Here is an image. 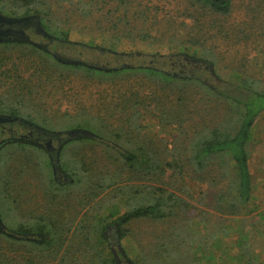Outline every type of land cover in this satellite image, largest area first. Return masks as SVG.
Returning a JSON list of instances; mask_svg holds the SVG:
<instances>
[{
	"label": "rangeland",
	"instance_id": "rangeland-1",
	"mask_svg": "<svg viewBox=\"0 0 264 264\" xmlns=\"http://www.w3.org/2000/svg\"><path fill=\"white\" fill-rule=\"evenodd\" d=\"M230 2V10L226 15H214L193 6L189 0L40 1L39 5H44L45 11L49 12L43 14L44 22L67 31L65 39H61L41 26L38 14H14L13 11L23 9L25 3L22 0H2L0 18L11 21L28 18L32 21L9 24L15 25L16 28L28 23V27L24 30L14 29L11 37L0 42L14 43L26 40L57 55V59L51 56L66 65L71 62H81L98 68L149 65L179 77H196L206 82L207 86L229 94L238 95L243 92V89L237 88L240 78L264 91V0ZM33 18L39 20L41 29ZM114 36L119 41L116 48H112L114 52L104 49L103 46L107 47L109 40L115 39ZM180 43H185L191 51L196 50L197 46L211 51L215 67L211 68L202 61L178 55L177 45ZM5 50L0 51L2 74L10 68L13 57L21 53L25 56L24 52H27V49L17 46H10ZM32 57L34 64L28 65L30 69L26 71L22 70L18 80L21 84L13 85L16 92L25 93L27 85L41 86L39 81L29 79L33 73L32 66L40 64L36 55ZM20 65L22 68V63ZM25 67L26 65L23 66ZM62 74L66 76L65 79L60 75L59 81L50 79L51 82H44L41 86L46 92L45 100L51 106V112L62 116L64 112L73 114L78 112L79 108L89 109L100 105L103 112L108 110L106 115L110 126L103 129L100 135L84 127H63L65 117L60 118L62 127L59 125L52 129L18 117L20 121L37 128L35 137H46L43 136L46 134L54 139L49 138L47 142H41L42 144L32 140L9 142L10 145L6 143L0 150L2 158L13 151L18 154L16 159L20 155L23 164H26L23 156L28 151L34 156L37 153L35 150H43L46 156H43L38 165L42 162L45 169L49 162L50 168L46 170L51 173V179L66 186L65 190L69 193L75 189L72 182L66 183L70 178L59 163L60 158L82 157L99 169L109 168L111 175L116 174L123 179L118 182L117 177L118 185L112 187L114 190H104L98 198L88 203L83 197L76 199L73 192L74 197L57 198L49 206L45 203L50 198H45V188L41 182L47 177L46 170L40 173L35 171L31 159L33 170L31 166H27L30 169L23 175V183L18 181L20 185L8 186L10 179L16 181L17 176L10 165L11 162L4 158L3 165H0V229L20 237L16 239L13 247L9 240L4 239L2 242L0 259L5 261L4 263L26 264L30 257H35L29 264H101L104 258L105 264H110L109 258L114 259V264H264V112L255 119L247 143L253 190L248 203L238 209L235 207L233 196L236 191V175L230 160L213 158L209 165L202 169L197 168L195 164L183 163L180 173L174 174L167 169L165 175V181H170L168 187H174L180 198L172 215L163 220H136L125 225L130 231L119 238L117 225L112 220L126 210L132 198L137 200L143 196L134 197L131 192H121V185L128 182V175L121 172L119 176L118 152L134 149L137 144L135 139L128 137L127 134L131 133L125 129L122 138L117 139L113 133L116 127L122 128L118 124L116 106L130 97L123 86L133 77L119 74L101 83L95 78L90 80L82 72ZM25 80L27 81L24 82ZM3 82L0 83V95L11 89L4 86H10L9 80L3 79ZM24 96L27 98L26 94ZM205 98L203 102L206 105H201L202 112L198 113L194 109V113L191 109L186 111L187 119L180 125H164L159 123V118L151 114L145 115L142 119V134L146 135L147 139L159 142L161 151L178 153L181 163L186 161V152L178 150L181 148V142L185 143L186 138L192 137L197 128H210L216 122L227 118L231 123L234 117V113L229 114L231 110L225 100L211 98L207 101V97ZM37 102L39 100L35 98L34 103ZM19 120L6 123H13L12 127L17 134H22L25 127L16 122ZM7 136V132L0 133V139ZM78 137L91 140L76 141L74 138ZM98 137L102 139L101 142L94 139ZM5 140L7 138L3 141ZM52 146H56V149L51 150ZM174 148L178 149L173 150ZM133 151L140 153L139 150ZM26 180L31 185H25ZM131 182L141 184L135 179ZM12 187L17 191L20 189V192L14 189L12 191ZM6 190H10L11 194H6ZM223 192L226 196L220 201L217 195ZM45 205L47 212L58 211L54 217L67 221L70 227L64 246L54 258L34 256L36 252L29 241L39 239L37 234L26 235L8 227L33 222L32 217L43 211ZM95 222L105 225V231H102L105 237L100 235L102 225L96 226L98 231H91ZM85 235H88V240L79 242L78 238ZM162 244L166 245L167 250L163 251ZM69 246L71 251H75L73 257L77 262H70V257L67 256L66 261L61 263V255ZM94 254L99 256L95 258ZM160 254L164 257V262L159 260ZM100 256L102 258L98 261ZM252 257L254 259L250 262Z\"/></svg>",
	"mask_w": 264,
	"mask_h": 264
},
{
	"label": "trees",
	"instance_id": "trees-1",
	"mask_svg": "<svg viewBox=\"0 0 264 264\" xmlns=\"http://www.w3.org/2000/svg\"><path fill=\"white\" fill-rule=\"evenodd\" d=\"M1 1L2 0H0V2ZM40 1L43 0H22V2L25 3L23 7L24 10L19 8L18 11H13V13H20L21 15H28L31 13L38 14L41 19V26L47 32L52 33L56 38L65 39L67 31L62 30V28L57 25H47L44 22L45 19L43 18V14H49V12L47 10L45 11L44 5H39ZM189 1L193 6H197L202 11L214 15H226L231 6L230 0ZM0 8H2L1 5ZM116 39L117 37H115L114 40H109L108 46H103L104 49L114 52L112 48H116L119 44V41ZM10 46H17L20 49L25 48L27 52H24L26 53L25 56L21 53L19 56L13 57L10 68H7L6 72H3V74L0 73V83H4L3 79L9 80L8 84H10V86L5 84L4 86L11 88L6 94L0 95V116L25 118L46 129H52L62 124L60 120L61 117H65V126L63 127H84L98 132L100 135L103 129L109 127L110 124L106 115L108 110L103 112V107L100 105H94L89 109L79 108L78 112L73 114L64 112L62 116L52 113V109H50L51 106L45 100L46 92L41 88L44 82H51L50 79L54 80V78L59 81L60 75H62L61 78L65 79L66 76H63L62 73L67 72L71 74L82 72V74L84 73L90 80L95 78L100 80V82L113 79L119 74L133 77L130 79V82L125 83L123 86L127 89L130 97L116 106L118 108V124L122 128L116 127L113 133L117 139L122 138L124 133L123 129H125L127 132L131 133L127 134L128 137L130 139H135L137 144L134 149L118 152L119 157L117 158V162L120 164L119 176L121 172L128 175V182L121 185L123 187L121 192H131L135 195L134 197L138 195L143 196L137 200L132 198V201L127 204L126 210L118 214L112 220V222L117 225L119 238L127 235L130 231L127 227L125 228V225L136 220L150 218L163 220L172 215L180 198L176 194V189L174 187H168L170 181H165V175L167 169L171 170L174 174L180 173L183 163L195 164L197 168L202 169L203 167H207L213 158L230 160L233 163L234 173L236 175L234 180L236 191L233 196L234 203L236 204L235 207L238 209L239 206L245 205L251 199L253 190L247 143L249 142L255 119L259 114L264 112V91L253 87L252 83L248 80L244 78L239 79L237 88L238 90L243 89V92L234 95L214 89L209 85L207 86L206 82L196 77H179L172 72L163 71L149 65L142 67L126 65L112 68H98L81 62H71L70 65L62 64L55 60V58L57 59V55L45 51L44 48H38L32 43H28L26 40L14 43L0 42V51H6L5 49ZM177 48L179 52L178 55H184L202 61L211 68L215 67L213 53L206 50V48H199L197 46L195 48L196 50L191 51L186 47L185 43L178 44ZM33 55H36L37 59L40 60V64L37 63L35 67L32 66L33 73L29 79L39 81L41 86L39 84L27 85L28 89L26 88L25 93L16 92V88L13 87V85L21 84L18 80L21 78L22 70L26 71L30 69L28 65L34 64ZM22 57H24V59H22ZM122 58L123 55L121 54L120 59ZM2 59H4V57H2ZM20 63H22V68L21 65L19 66ZM24 65H26L25 68H23ZM214 74H216L215 71ZM1 75H3V77H1ZM26 81L27 80L24 82ZM126 85H128V87H126ZM24 94L27 95V98ZM205 97H207V101H210L211 98H221L225 100L231 110L229 114L234 113V117L231 123H229V118H227L223 121L220 120L216 122V124L210 128H197L192 137L186 138L185 143H180L181 148H174L173 150L178 149L186 152V161L181 163V156H179L178 153L174 154L172 151H168L167 153L161 151L162 149L159 142L147 139L146 135L142 134V119L145 115L148 116L151 114L159 118V123L164 125H180L187 119V116H185L187 113L186 111L191 109L192 113H194V110L198 113L202 112L201 110H203V108L201 105L205 104L203 102L206 99ZM35 98L39 100L36 104L34 103ZM108 116L110 117V115ZM60 127H62V125H60ZM74 139L76 141L91 140V138L83 137ZM94 139H96V142H101L102 140L100 137ZM133 150H139L140 153ZM150 150H153V152H150ZM35 151L37 153L34 156H31L33 153H30V151L23 156V160L26 161V164H23L20 155L18 159H16L18 155L17 152L12 151L9 155L5 154L3 156L8 162H11L10 165L12 169L16 171L17 176L16 181L10 179L11 182L8 186L10 184L20 185L18 181L22 182L23 175L29 171L30 167L27 166H31V159L32 166H35V171L38 173L41 171L44 172L48 167L50 168L49 162L45 165V169L42 162L40 163L41 165H38V162L43 160L42 158L45 154L43 150ZM4 158H2L0 153V165H3L5 161ZM59 163L70 178L66 183H73L72 186L75 190L70 193L66 191L65 189L67 187L52 180L50 176L51 173L46 170L45 174L47 177L41 182L43 188H45V198H50L48 202L45 203L49 206H51L57 198L65 199L69 196L71 198L74 197L73 192L76 199L83 197L88 203L90 200L93 201V199L98 198L104 190H114L112 187L118 185L117 183L123 179L116 174L111 175L109 168L108 170L99 169L95 164H89V162L82 157H72L71 159L60 158ZM32 166L31 168L33 170ZM7 172L9 171L7 170ZM134 179L141 182V184L132 183L131 181ZM24 184L31 185L27 180ZM13 189L16 190V188L12 187L11 190L13 191ZM19 190L20 189H18V191L16 190V192H20ZM9 192L10 190H6L5 193L9 194ZM19 195L20 193H18V197ZM225 196L223 192L219 193L217 198L221 201ZM46 205L43 211L37 212L32 217L34 219L33 222L15 224V227L7 225L11 230L16 232L26 235H29V233L37 234L40 237L39 239L29 241L36 252L34 256H53L54 258L64 246L70 227L67 221L54 217V214H58V211H53L52 213V210H49L47 212ZM8 208L12 210L11 206ZM51 213L53 216L50 215ZM93 225L91 231H98L96 226L100 225V222H95ZM101 225L100 235L101 237H105V234L102 233L103 230L105 231V225H103V223H101ZM88 233L89 232H87V234ZM83 234L84 232H82L81 235ZM87 236L88 235L80 236L78 241L85 242L88 240ZM19 238L20 237L7 234L4 230L0 229V246L5 239L11 241L9 244L13 247L17 242L16 239ZM65 245L67 246L68 244ZM91 249L93 251L92 247ZM162 249L163 251L166 249L165 244H162ZM74 252L75 251L70 250V246L69 248H65L64 253L61 255V263L66 261L65 259L67 256L70 257V262H77V259L73 257L75 254ZM94 256L97 258L99 255L94 254ZM34 258L35 257H30L26 261V264L31 263ZM101 258L100 256L98 261H100ZM163 258L164 257L160 254L159 260L161 262H164ZM105 259L106 258L101 260V264H105ZM253 259V257L250 258V262H252ZM109 260L110 264H114L113 258H109ZM4 262L5 261L0 259V264H6Z\"/></svg>",
	"mask_w": 264,
	"mask_h": 264
},
{
	"label": "flooded vegetation",
	"instance_id": "flooded-vegetation-1",
	"mask_svg": "<svg viewBox=\"0 0 264 264\" xmlns=\"http://www.w3.org/2000/svg\"><path fill=\"white\" fill-rule=\"evenodd\" d=\"M28 24V23H27ZM25 24V25H20V26H17L16 28L15 25H0V39L1 40H6V38L8 37H11L12 33L15 31L14 29H26V27H28V25ZM33 27H35L34 25H32ZM37 27V26H36ZM38 28V27H37ZM36 29V28H35ZM10 34V35H9ZM19 120V119H18ZM17 123L19 124H23L24 125V133L22 134H17V131L14 129V127H12V124H8V123H0V133H4V132H7L8 136L6 137L7 140L3 141L4 139L6 138H3V139H0V150H2L3 148V145L8 143V142H16V141H34L35 143H38V144H42L41 142H47L49 138L51 139H54L52 138L51 136H48L46 134H43V136H46V137H42V136H37L35 137L34 136V132L37 128L33 127L32 125L30 124H27L26 122H23V121H16ZM3 141V142H2ZM61 142V141H60ZM56 145V144H55ZM56 149V146H52L51 147V150H54Z\"/></svg>",
	"mask_w": 264,
	"mask_h": 264
},
{
	"label": "water",
	"instance_id": "water-1",
	"mask_svg": "<svg viewBox=\"0 0 264 264\" xmlns=\"http://www.w3.org/2000/svg\"><path fill=\"white\" fill-rule=\"evenodd\" d=\"M33 20H36L37 26L41 29L39 20H37V18H33ZM28 21H32V20H30L28 18H20V19L11 21V20H5L3 18H0V25L1 24L2 25L3 24H8L9 25V24H12V23H14V24H24V23H26ZM0 41H2V40L0 39ZM15 120H18V118H16V117L0 116V123L12 122V121H15ZM74 131H76V130H74Z\"/></svg>",
	"mask_w": 264,
	"mask_h": 264
}]
</instances>
